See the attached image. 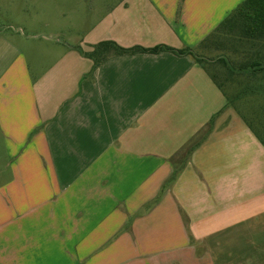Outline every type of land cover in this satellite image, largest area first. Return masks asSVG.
<instances>
[{"label": "crops", "instance_id": "obj_1", "mask_svg": "<svg viewBox=\"0 0 264 264\" xmlns=\"http://www.w3.org/2000/svg\"><path fill=\"white\" fill-rule=\"evenodd\" d=\"M243 1L116 0L77 44L0 29V264H264V144L206 69L79 50L201 55Z\"/></svg>", "mask_w": 264, "mask_h": 264}, {"label": "trees", "instance_id": "obj_2", "mask_svg": "<svg viewBox=\"0 0 264 264\" xmlns=\"http://www.w3.org/2000/svg\"><path fill=\"white\" fill-rule=\"evenodd\" d=\"M222 36L227 37L230 41V46L243 43L250 44L249 52L246 51V56L241 62H233L227 56H220L215 59H210L205 56L199 55L194 48H173L171 46L161 44L155 47L146 48L142 46H134L125 48L120 46L114 41H102L93 46L92 51H84L79 47L80 52L87 58L94 61V70L100 67L111 55H132L136 53L146 54H158L161 52H171L176 55H192L196 61L202 65L206 71L210 74L213 81L224 92L228 99V105L234 106L242 115L245 122L249 125L252 132L256 137L264 144V137L254 127L252 119L258 120L260 115L251 113L250 117L245 111L239 110L238 102L243 97L242 93L250 90V96L256 97L258 95H264V0H244L232 13H230L221 24L214 30V32L208 36L203 42L202 46L206 48L227 47L224 43ZM241 43V44H240ZM239 53L242 54V51ZM222 65L227 71L224 72H212L209 66ZM227 73V75H225ZM225 75V76H224ZM238 76H242L245 84V89L241 92L231 93L227 91L226 85L235 83ZM223 78V79H222ZM253 95V96H252ZM210 121L206 129L200 131V133L192 138L182 148V162L186 163L195 149L204 141L207 137L213 123ZM258 124L260 122L257 121Z\"/></svg>", "mask_w": 264, "mask_h": 264}, {"label": "rangeland", "instance_id": "obj_3", "mask_svg": "<svg viewBox=\"0 0 264 264\" xmlns=\"http://www.w3.org/2000/svg\"><path fill=\"white\" fill-rule=\"evenodd\" d=\"M115 2L116 0H0V29L9 28L11 32L19 30L29 36L44 35L40 37V44L46 47L52 46V42L44 38L45 36L60 40L64 45L77 44L98 19L99 15L95 13L106 10L107 5H113ZM221 38L226 48L222 46L215 50L202 46L200 54L216 61L220 56H227L233 62L243 61L246 51L250 50V44L230 46V39L228 41L224 36ZM33 40L32 42H37ZM48 63L47 59L42 65H48ZM209 67L212 72L227 71L222 65H217L215 68ZM247 83L242 76H238L235 83L229 82L225 87L231 93H242ZM242 95L238 102L239 110L245 111L249 118L252 117H250V111L260 115L258 120L251 119L254 127L264 137V95L251 97L250 90ZM2 162L0 160V166Z\"/></svg>", "mask_w": 264, "mask_h": 264}]
</instances>
